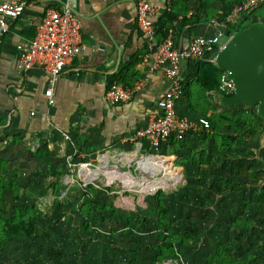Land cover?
Returning a JSON list of instances; mask_svg holds the SVG:
<instances>
[{
    "label": "rangeland",
    "instance_id": "obj_1",
    "mask_svg": "<svg viewBox=\"0 0 264 264\" xmlns=\"http://www.w3.org/2000/svg\"><path fill=\"white\" fill-rule=\"evenodd\" d=\"M226 40L222 38L220 46ZM214 102L212 112L224 110L218 98ZM187 117L193 119L192 115ZM209 133L185 139L171 149L139 150L136 144H124L84 160L78 159L74 147L64 141L54 166L9 172L21 180L20 203L39 208L38 227L43 236L10 244L0 264H126L120 251L135 249L137 243L143 249L139 264H151L159 255L153 251L159 244L158 233L145 226L143 216H155L150 209L156 208L153 198L158 192L162 204L170 208L166 219L174 234L195 228L190 246L178 244L174 249L189 264L208 261L217 246L230 241L237 226L262 223L253 210L264 204L260 194L264 187V146L253 144V135L223 130L220 133L227 135L225 142L233 144L220 151L221 140ZM52 173L57 176L52 178ZM124 177L132 183L126 185ZM90 187L95 190L91 196L86 192ZM88 198L103 210L102 221L89 211L84 215L80 212ZM5 200L14 203L9 197ZM87 221L91 232L99 231V241H91V232L83 230ZM237 232L240 239L241 231ZM166 259L162 263L177 264Z\"/></svg>",
    "mask_w": 264,
    "mask_h": 264
},
{
    "label": "crops",
    "instance_id": "obj_2",
    "mask_svg": "<svg viewBox=\"0 0 264 264\" xmlns=\"http://www.w3.org/2000/svg\"><path fill=\"white\" fill-rule=\"evenodd\" d=\"M148 1L157 10L151 17L157 29L170 0ZM178 1L175 11L179 15L168 35L173 42L175 38L177 45L184 47L196 37L216 34L213 16L221 13L220 0ZM43 8L42 2L33 1L12 21L11 30L0 42V160L8 161V168L54 166L64 141L70 142L83 160L121 147L123 137L145 127L154 117L156 103L169 85L161 73H149L147 41L135 24V0H74L81 42L71 64L56 79L53 103L49 104L45 95L48 75L40 68L21 70L16 50L18 44L34 38ZM185 10L187 22L182 25ZM195 17L201 24L193 22ZM194 68V64L183 63L180 76L186 77ZM140 80H146V86L130 102L112 105L105 100L112 82L131 86ZM190 85L195 89L194 81ZM218 95L206 96H212L214 102ZM186 107L184 100L178 105L185 116L192 115ZM136 146L148 149L144 144ZM40 149L43 155H33ZM225 256L234 264H264V224H256L248 239L225 242Z\"/></svg>",
    "mask_w": 264,
    "mask_h": 264
},
{
    "label": "built area",
    "instance_id": "obj_3",
    "mask_svg": "<svg viewBox=\"0 0 264 264\" xmlns=\"http://www.w3.org/2000/svg\"><path fill=\"white\" fill-rule=\"evenodd\" d=\"M33 1L44 4L41 22L35 30L34 38L28 43H20L16 50L19 66L23 71L42 69L49 78V87L45 92L48 103L52 104V93L56 79L71 64L80 42L78 20L74 13V0H0V42L11 30V23L22 16L24 10ZM264 5V0H244L234 7L224 23L216 24V34L212 37H196L184 46H176L171 36L162 42L155 39L156 26L151 17L156 13L148 0H135V24L141 36L147 41L149 73H161L169 82L168 89L156 103L157 112L145 127L122 138L123 144H147L157 151L162 144L174 140H183L190 132L208 131L209 121L204 117L190 120L177 109V101L182 95L179 86L180 71L183 63L208 62L213 64L220 48L221 39L229 36L226 30L237 25L245 16L251 15ZM217 50V51H216ZM218 93L230 96L233 85L222 72ZM146 86V80H140L131 86L112 82L105 92V100L112 105L130 102L135 94ZM166 264V263H165Z\"/></svg>",
    "mask_w": 264,
    "mask_h": 264
},
{
    "label": "trees",
    "instance_id": "obj_4",
    "mask_svg": "<svg viewBox=\"0 0 264 264\" xmlns=\"http://www.w3.org/2000/svg\"><path fill=\"white\" fill-rule=\"evenodd\" d=\"M243 1L244 0H220L221 13L213 16L217 24L224 23L225 19L230 15L234 7L241 4ZM177 4H179L178 0H170L169 10L164 12V14L157 21L155 39L158 43L168 37L171 23L176 21L179 15V13L175 11ZM186 14V10L181 13L182 25L187 22ZM259 21H264V5L251 15L245 16L239 24L230 25L226 30V35L230 37L233 32L240 31ZM193 22L198 25L201 24L202 21L196 19L193 20ZM174 44L178 46L175 38ZM189 63L194 64L195 68L192 73L186 75V77H181L179 80L178 84L182 91V95L177 101V109L180 111L178 105L182 102V100H184V103L187 106L185 111H189L192 115L195 114V117L202 116L206 118L210 123V129L206 132H190L181 141L170 138L169 141L162 144L160 148L165 149L166 147H169L171 149L172 147H175L176 144L183 142L185 139H196L207 135V133L211 131L209 133L211 137L221 140L217 149L223 151L231 148L233 143L230 141L225 142L227 135H222L220 131L225 130L226 133L229 134L236 132L240 134L243 133L247 134L248 137L254 135L259 130L261 123L254 110L247 109L240 111L239 109L243 108L238 107L231 108L229 110L224 109L220 111V113L212 112V106H214L213 97L206 95L208 93L216 94L218 92V86L220 83L219 80L222 72L218 71L213 64L208 62ZM115 78L116 75L112 76L113 80ZM191 81H194L195 89L191 88ZM208 99L211 100V103L207 101ZM180 113L183 114L182 111H180ZM222 142L225 143L222 144ZM144 145L148 148L147 144ZM43 154L44 151L40 149L33 155L39 156ZM75 159L76 158H74V160ZM8 164V161L0 160V261L2 259L1 257L8 253L10 244H20L24 240L38 239L43 236L38 227L39 208L35 204L27 205L26 203H20L23 198L22 189L20 187L21 180H19L18 176L12 177L9 174V172H17L20 168H8ZM56 176L57 175L52 173L51 177L54 178ZM36 183L40 184V180H37ZM86 192L91 196L95 190L90 187L86 188ZM260 194L264 198V187L260 190ZM161 196L162 194L158 192L153 198L157 204L154 210L150 209V212H152L155 216H143L145 226L158 233L159 244L153 246V251H159V255L155 257L154 262L151 264H161L165 257H167L165 262L175 261L177 264H189V262L184 260V257L182 258L180 256L181 252H177L173 246L178 244L190 246L191 236L195 228L187 227L182 233L174 234L172 232L170 222L166 219L170 208L162 204ZM6 197H9L14 203H8L7 200H5ZM220 201L224 202L225 198L221 197ZM262 201H264V199ZM82 207H84L82 208V211H80L82 212V215H84V213L87 214L89 211L92 215L97 217L98 222L104 219L103 210L93 203L91 198L84 200ZM247 207L250 208L249 203H247ZM253 211L256 213L258 218L263 219L262 223L259 221V224L263 225L264 214L262 212H264V204H260V208L254 209ZM255 226L256 224L253 225V227L249 224H240L237 228L233 229L230 242H240L242 239H248L249 234L252 233L253 235V229ZM83 230L86 232L92 231L89 221L84 223ZM237 230L241 231L242 236H240V239H238ZM90 239L91 241H99L101 239L99 231L91 232ZM110 246L114 251H119L115 245L110 244ZM142 252L143 249L139 243L136 244L135 249L125 252L120 251L121 255L126 257V264H139V254ZM214 252V254L212 253L208 256V261H202L201 264H234L230 261L229 257L225 256V243L224 245L217 246Z\"/></svg>",
    "mask_w": 264,
    "mask_h": 264
},
{
    "label": "water",
    "instance_id": "obj_5",
    "mask_svg": "<svg viewBox=\"0 0 264 264\" xmlns=\"http://www.w3.org/2000/svg\"><path fill=\"white\" fill-rule=\"evenodd\" d=\"M213 65L225 72L233 85L230 96L218 95L223 109L252 108L260 119V128L251 142L264 146V21L233 32L220 46Z\"/></svg>",
    "mask_w": 264,
    "mask_h": 264
},
{
    "label": "bare ground",
    "instance_id": "obj_6",
    "mask_svg": "<svg viewBox=\"0 0 264 264\" xmlns=\"http://www.w3.org/2000/svg\"><path fill=\"white\" fill-rule=\"evenodd\" d=\"M123 182L126 183V185L132 183V181L128 180V178L126 177H124ZM146 189H151V188H146Z\"/></svg>",
    "mask_w": 264,
    "mask_h": 264
}]
</instances>
